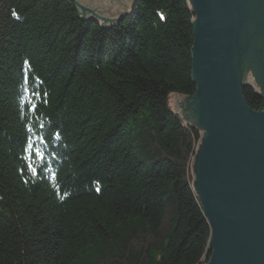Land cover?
Returning <instances> with one entry per match:
<instances>
[{"label":"trees","instance_id":"obj_1","mask_svg":"<svg viewBox=\"0 0 264 264\" xmlns=\"http://www.w3.org/2000/svg\"><path fill=\"white\" fill-rule=\"evenodd\" d=\"M193 20L188 0L106 27L73 0H0V264L209 260L202 131L170 106L196 93Z\"/></svg>","mask_w":264,"mask_h":264},{"label":"water","instance_id":"obj_2","mask_svg":"<svg viewBox=\"0 0 264 264\" xmlns=\"http://www.w3.org/2000/svg\"><path fill=\"white\" fill-rule=\"evenodd\" d=\"M84 20L116 25L136 0H73ZM194 14L192 76L181 117L203 136L194 189L211 228L203 264H264V109L248 105L245 66L264 88V0H188Z\"/></svg>","mask_w":264,"mask_h":264},{"label":"flooded vegetation","instance_id":"obj_3","mask_svg":"<svg viewBox=\"0 0 264 264\" xmlns=\"http://www.w3.org/2000/svg\"><path fill=\"white\" fill-rule=\"evenodd\" d=\"M259 53V59L261 60L262 64L264 65V50L263 47L258 49ZM246 76H247V83L249 85L247 87H250L256 91V93L263 98L264 100V88L263 83L260 77L259 70L257 66L253 64H248V66H245ZM264 109V108H263Z\"/></svg>","mask_w":264,"mask_h":264},{"label":"rangeland","instance_id":"obj_4","mask_svg":"<svg viewBox=\"0 0 264 264\" xmlns=\"http://www.w3.org/2000/svg\"><path fill=\"white\" fill-rule=\"evenodd\" d=\"M181 98H182V96L173 95V96L171 97V101H170L171 109H172L174 112H176V113H178V114H180V115H181V112L178 111V110H179V108H180V104H179V102H181ZM182 119H183V118H182ZM183 120H185V119H183ZM185 121H187V120H185ZM202 135H203V133H202Z\"/></svg>","mask_w":264,"mask_h":264},{"label":"snow or ice","instance_id":"obj_5","mask_svg":"<svg viewBox=\"0 0 264 264\" xmlns=\"http://www.w3.org/2000/svg\"><path fill=\"white\" fill-rule=\"evenodd\" d=\"M26 91H27V89H26ZM33 171H35V169H33Z\"/></svg>","mask_w":264,"mask_h":264}]
</instances>
